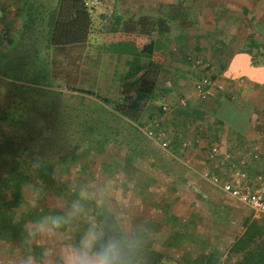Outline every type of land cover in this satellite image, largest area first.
Wrapping results in <instances>:
<instances>
[{"label": "rangeland", "instance_id": "1", "mask_svg": "<svg viewBox=\"0 0 264 264\" xmlns=\"http://www.w3.org/2000/svg\"><path fill=\"white\" fill-rule=\"evenodd\" d=\"M110 1L101 0L100 7L92 10L94 25L90 51L101 56L82 62V65L88 67L85 74L83 72L78 74L81 69L80 66L77 67L80 61L69 58L65 49H52L48 46L46 22L42 20H33L34 25L24 35V28H19L20 26L15 31L6 28L0 32L1 55H11L13 61H29V64L36 59L43 61L45 77L40 80L46 79L41 80L44 84H34L33 82L37 80L35 79L29 87L35 92H44L42 95L46 97L41 98L43 104L54 111L34 115L37 118L36 124L42 120V126L36 125L38 135L39 133L58 135L61 139L55 145L56 150L52 152L55 158L72 157L73 154V157L78 156L76 159L78 162L65 169L62 168V164L57 165L56 178L78 192L81 188L100 181H114L119 186L116 199L123 200L125 211L134 217L137 225H144V232L149 234V242L160 251L165 249L168 238L175 230L187 232L191 237L187 241H176L173 244V249L178 255L186 250L195 255L203 247L199 242L202 239L206 243L214 242L221 251L227 250L235 237L244 232L243 220L250 216L251 212L248 207L222 194L216 187L204 181L207 177L203 171L209 166L207 152L215 147L211 146L212 140L207 141L206 136L200 135L196 143L195 139L190 141L184 135L183 138L191 145L181 148L180 145L176 147L173 145L172 138L175 135H172L174 129L170 125L167 127L161 125L164 132L165 127L168 128L165 132L166 140L152 138L147 134L155 130V126L147 125L141 131L136 126L130 128L126 124L127 120L113 109V101L120 95L119 80L123 79L115 75L119 71L116 66L113 67L114 70L110 67V56H115L116 64L121 62L125 53L131 54L132 48L135 50V47L131 43H103L100 38L103 34L125 31L128 21L141 24L144 17L152 19L158 33H163L160 27H169L170 30L165 31L162 37L171 41V37L182 35L184 28L190 30L194 38L199 34L197 26H200V22L193 20L192 16L195 13L185 11L184 7L176 9L170 6L168 0H117L115 4ZM56 2L57 0H38L35 5L45 14ZM187 4L193 7L192 0L187 1ZM180 8L183 10L180 11ZM108 9L115 16L111 20H99L100 14ZM16 13L21 17L25 12L17 10ZM186 22H189L190 27H184ZM185 35L188 34L182 36ZM194 39L198 41L199 37ZM186 42L180 44H183V48L178 45L175 54L184 66L181 73L187 84L185 86L177 81L179 79L171 77L170 86L165 83L168 88L161 89L153 100L156 107L150 109L152 115L158 111V102L162 100L160 95L168 96V101L172 102L181 98L193 102H200L202 99L201 96H193L196 93L193 91L197 83L196 74L191 72L181 57L183 55L196 57L204 65L211 63L212 67L215 66L213 60L216 58L210 57L207 45L200 53L195 49L196 44L189 42V37ZM197 44L202 46L203 43ZM213 69L214 71L217 69L212 68L213 82L217 85V76H214ZM197 76L201 79L204 77H200V72ZM204 102L207 103L205 99ZM234 121L243 123L240 127L246 125L244 118ZM136 129L142 135H138ZM51 144L49 141L47 144L49 146H44L45 153L51 152L53 148ZM192 167L197 169V172H192ZM260 174L264 180V170ZM90 208L91 206L87 207V216L93 210ZM163 211L177 217L178 222L174 224L162 222ZM71 240H74L72 228L61 237V241ZM47 245V241H40L35 246L43 249ZM225 258L226 256L223 257V264H233L225 262ZM142 260L145 264V259ZM0 264H32V261L22 254H11L10 249L0 242Z\"/></svg>", "mask_w": 264, "mask_h": 264}, {"label": "trees", "instance_id": "2", "mask_svg": "<svg viewBox=\"0 0 264 264\" xmlns=\"http://www.w3.org/2000/svg\"><path fill=\"white\" fill-rule=\"evenodd\" d=\"M34 1L27 11L30 24H26L23 35L34 25L33 20H42L46 22L49 47L92 44L94 23L92 11L86 7L87 0H57L55 6L45 14L35 5L38 0ZM100 38L103 43H131L135 47L131 53L136 59L129 63V74L121 85L120 95L113 101V109L128 121L140 125L149 112L150 103L156 98L158 79L165 71L172 41L155 37L151 31L103 34ZM38 61L35 64L32 61L30 64L29 61L17 62L11 59V55L0 54V242L10 249L11 254H22L27 258L39 257L43 249L25 243V226L42 216L63 215L79 193L56 178L57 165L62 164L65 169L76 164L78 156L73 157V154L72 157L55 158L52 152L61 139L58 135H38L36 125L42 126V120L36 124L34 115L54 111L43 104L41 98L46 97L42 95L44 92H35L29 87L35 79L33 83L36 85L44 84L41 80H46H40L45 77L44 64ZM211 66V63L208 64V68ZM200 79L196 76V80ZM157 112L162 114V107ZM49 141L53 150L45 153L44 146H49ZM180 144L174 141L173 145L176 147ZM31 201H37V207H32ZM90 206L93 210L87 218H98L101 210L96 204L89 203L87 207ZM162 222L174 224L178 219L163 211ZM86 227L85 220L76 222L71 227L73 238L76 239ZM148 235L144 232L146 246L142 258L145 264H223L224 256L227 263L264 264V218L247 220L244 232L236 236L229 249L224 251L219 250L214 242L206 243L202 239L199 242L203 247L198 253L193 255L186 250L178 255L173 244L189 240L191 237L187 232L173 231L163 251L154 248Z\"/></svg>", "mask_w": 264, "mask_h": 264}, {"label": "crops", "instance_id": "3", "mask_svg": "<svg viewBox=\"0 0 264 264\" xmlns=\"http://www.w3.org/2000/svg\"><path fill=\"white\" fill-rule=\"evenodd\" d=\"M187 1L189 0H168L170 6L176 9L177 7H184L185 11L195 13L192 16L193 20H198L200 26H197L199 34L194 38L199 37V39L198 41L194 39L192 32L187 28L182 30V35H188L168 36L171 37L173 44L165 71L161 73L158 79L156 95L161 92V89L166 90L168 88L166 84L170 86L169 79L171 77L179 79L177 81L186 86V80L181 73L184 66L180 63V58L177 57L175 51L177 52L178 45L183 48V44H180L186 42L188 37L191 44H196L195 49L198 52L201 53L207 45L210 57L216 58L213 60L215 66L211 67L217 69V71L213 69L214 76H217V85L214 83V92L217 94L213 93L214 97L205 99L206 104L204 99H200V102H193V100L181 98L172 102L168 101V96L160 95L162 100L158 102V109L166 105L168 111L162 114L155 111L153 115L148 112L142 118L140 125L127 119L126 124L130 128L136 126L140 131L147 125L152 126L156 121H160V124L166 127L170 125L174 129L172 135H175L172 139L181 142V148L191 145L190 142H186V138L190 141L195 139L197 143L200 135H204L206 140H212L211 146L220 148L219 153L214 158H211V148L207 152L209 166L206 171H203L204 176L211 174L225 181L231 179V175L236 171L244 175L247 183L254 184L257 177L261 175L260 172L264 170V0H192L194 8L189 7ZM34 2V0H0V32L6 28H12L15 31L19 26V28H25L27 23L30 24V20L27 19V11ZM110 2L115 4L118 1L111 0ZM17 10L25 12L24 15L19 17V13H16ZM114 16L108 9L101 13L98 18L99 20H111ZM184 22L183 24H185ZM186 23L184 27H190L189 22ZM153 24L150 17H144L141 24L128 21L125 26L126 30H118V33L140 34L151 31L153 36L162 37L163 35L155 30V24L154 26ZM160 29L163 33L170 30L166 26L160 27ZM198 42H202V46L201 43L198 45ZM90 46L89 43H84L51 48L65 49L69 58L80 61L77 66L81 68L78 69V74L82 72L85 74L88 72V67L82 65V62H87L93 58L97 59V56L100 55L92 53ZM125 54L121 62L116 64L115 56H110V67L114 70L113 67L116 66L119 71L114 74L123 79L119 80L118 86L120 88L129 74L130 61L136 59L132 53ZM181 58L184 59L185 64H188L191 72L196 76L200 72V77L203 76V69L196 65L198 58L191 59L185 55ZM141 60L145 61L143 58ZM199 82L197 80L195 86L193 85V91L196 92L193 96L200 97L196 91ZM154 103L153 101L150 103L149 111L152 107H156ZM243 118L246 125L240 127L243 123H236L234 120H243ZM149 119L154 122L150 123ZM166 127L165 132L168 130ZM137 129V134L142 135ZM184 135L186 136L185 139L183 138ZM196 143H194L195 146ZM196 170L194 167L191 168L192 172H197ZM204 181L224 194L210 177ZM250 212V216L244 218V224L247 220L258 221L264 218V216L257 217L251 209Z\"/></svg>", "mask_w": 264, "mask_h": 264}, {"label": "clouds", "instance_id": "4", "mask_svg": "<svg viewBox=\"0 0 264 264\" xmlns=\"http://www.w3.org/2000/svg\"><path fill=\"white\" fill-rule=\"evenodd\" d=\"M117 191L119 186L112 180L85 186L63 215L42 216L25 226V243L48 242L39 257H30L32 264H143L144 225H137L125 211L123 200L116 199ZM89 203L101 210L98 218H87ZM31 205L37 207V201ZM80 220L87 227L78 237L61 241L63 233Z\"/></svg>", "mask_w": 264, "mask_h": 264}, {"label": "built area", "instance_id": "5", "mask_svg": "<svg viewBox=\"0 0 264 264\" xmlns=\"http://www.w3.org/2000/svg\"><path fill=\"white\" fill-rule=\"evenodd\" d=\"M100 5L101 0L86 1V7L91 11L98 9ZM196 65L203 69L204 76L197 85L196 91L202 99H208L212 97L214 93L212 69L208 68V65L205 66L199 60H196ZM162 111H168V107L166 105L162 106ZM153 126H155V130L149 131L147 134L152 138L166 140V134L161 129L160 121H156L152 127ZM218 153L219 148L214 147L211 151V158H214ZM205 177H210L225 195L250 208L257 217L264 216V180L262 176H258L254 184L247 183L244 175L236 171L231 175V179L225 181L212 175L206 174Z\"/></svg>", "mask_w": 264, "mask_h": 264}]
</instances>
